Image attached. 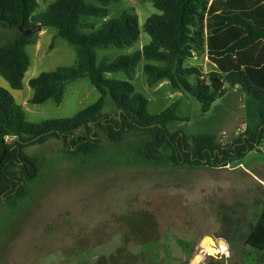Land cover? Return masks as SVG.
<instances>
[{"label":"rangeland","instance_id":"rangeland-1","mask_svg":"<svg viewBox=\"0 0 264 264\" xmlns=\"http://www.w3.org/2000/svg\"><path fill=\"white\" fill-rule=\"evenodd\" d=\"M125 11L139 17V41L124 49L99 50V61L131 55L150 43L145 23L161 12L149 0H122L109 7L108 17L87 21L99 30ZM14 34L0 29V44ZM56 35L55 28L45 29L38 44L27 48L31 66L23 89L12 90L33 123L71 118L100 98L89 79H80L67 85L60 104L30 102L31 79L77 61L75 49ZM189 64L205 73L212 68L202 54ZM144 65L143 60L133 84L148 99L150 112L158 114L179 102L180 120L169 125L171 132L189 138L215 134L225 146L245 132L242 92H228L203 114L194 97L174 90L169 82L150 87ZM107 78L126 80L121 72ZM103 112L116 116L110 99ZM100 135L102 149L88 156L73 153L60 139L26 148L41 173L29 184L26 198L13 205L0 203V264H191L195 257L197 264H251L261 258L246 239L264 209V141L225 168L172 167L137 156L128 142L115 144ZM206 237L211 238L207 249L202 247Z\"/></svg>","mask_w":264,"mask_h":264},{"label":"trees","instance_id":"trees-1","mask_svg":"<svg viewBox=\"0 0 264 264\" xmlns=\"http://www.w3.org/2000/svg\"><path fill=\"white\" fill-rule=\"evenodd\" d=\"M120 1L0 0V29L15 32L0 44V75L9 86H0V203L13 205L29 195V184L39 177L41 167L25 150L50 139L63 140L70 151L75 149L73 153L88 156L102 149L103 133L115 144L128 142L133 153L150 162L211 168L243 160L263 143L264 0H149L161 12L145 23L150 43L131 55L104 56L99 61V50L131 47L141 37L135 12L125 11L99 30L87 21L108 17L109 7ZM41 3L48 4L39 12ZM37 25L43 30L55 28L56 37L75 49L77 61L31 79L34 95L30 102L60 104L67 85L80 79H89L100 93L94 104L71 118L30 122L12 92L23 89L31 66L27 47L39 38V34L21 37L19 29ZM201 54L212 65L208 73L189 64ZM143 60L150 87L167 80L174 90L194 97L203 114L228 92H242L246 97L245 132L230 146L219 143L215 134L189 138L183 132H171L169 125L180 120L179 102L158 114L150 112L148 99L133 84ZM117 72L126 80L106 77ZM109 99L116 107L115 117L103 112ZM82 129L85 134H79ZM246 245L261 254L251 264H264V209Z\"/></svg>","mask_w":264,"mask_h":264},{"label":"water","instance_id":"water-1","mask_svg":"<svg viewBox=\"0 0 264 264\" xmlns=\"http://www.w3.org/2000/svg\"><path fill=\"white\" fill-rule=\"evenodd\" d=\"M19 30L21 31V37H25V36H29V35L39 34L40 32H42L43 28L41 25H37V26L32 27L31 29L24 30V29L20 28ZM210 239H211L210 237H206L202 242V247L207 249V247L209 245L208 242ZM191 264H197V258L196 257L193 259Z\"/></svg>","mask_w":264,"mask_h":264},{"label":"crops","instance_id":"crops-1","mask_svg":"<svg viewBox=\"0 0 264 264\" xmlns=\"http://www.w3.org/2000/svg\"><path fill=\"white\" fill-rule=\"evenodd\" d=\"M133 3L136 1H138V0H131ZM41 4H43V3H41ZM45 7V6H44ZM44 30H42V32H43ZM41 32V33H42ZM39 37H40V33H39ZM38 41H39V38H38ZM37 44H38V42H37ZM37 44H34V45H37ZM30 46H33V45H30ZM30 46H28V47H30ZM27 47V48H28ZM113 48V47H112ZM115 48V47H114ZM28 52V51H27ZM29 54V53H28ZM147 62L145 61V64H146ZM145 66V65H144ZM144 69V68H143ZM145 72V71H144ZM108 75V74H107ZM107 75H106V77H107ZM25 79V78H24ZM109 79V78H108ZM135 81V80H134ZM165 81L166 82H168L167 80H163L162 82H160L159 84H163V83H165ZM6 81L5 80H2L1 78H0V86L1 87H5L6 88V86H7V83H5ZM158 84V85H159ZM24 86V85H23ZM66 91V90H65ZM180 92V91H179ZM236 92V91H235ZM34 93V92H33ZM15 95V94H14ZM34 95V94H33ZM65 96V95H64ZM19 103H21L19 100H17ZM51 101V100H50ZM22 105V107L24 108V105L23 104H21ZM149 105V104H148ZM25 110V109H24ZM150 110V109H149ZM178 110H179V108H178ZM26 111V110H25ZM27 113V112H26ZM27 119H28V117H27Z\"/></svg>","mask_w":264,"mask_h":264},{"label":"bare ground","instance_id":"bare-ground-1","mask_svg":"<svg viewBox=\"0 0 264 264\" xmlns=\"http://www.w3.org/2000/svg\"><path fill=\"white\" fill-rule=\"evenodd\" d=\"M209 243V242H208ZM222 247V246H221ZM221 249V251H222V248H220ZM226 251V250H225ZM198 260V259H197Z\"/></svg>","mask_w":264,"mask_h":264}]
</instances>
